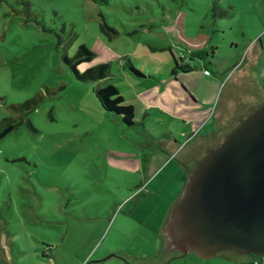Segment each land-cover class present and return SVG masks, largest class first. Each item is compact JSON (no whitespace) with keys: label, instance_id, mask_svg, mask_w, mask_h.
Returning <instances> with one entry per match:
<instances>
[{"label":"rangeland","instance_id":"rangeland-1","mask_svg":"<svg viewBox=\"0 0 264 264\" xmlns=\"http://www.w3.org/2000/svg\"><path fill=\"white\" fill-rule=\"evenodd\" d=\"M258 1L0 0V122L22 119L0 139V264H46L48 241L60 233L56 219L71 209L85 218L86 212L95 216L114 206L124 211L134 202L169 201L175 161L148 179L146 167L128 173L107 167L111 161L144 163L163 141L159 133L170 130V118L150 113L144 125L161 126L150 133L124 131L114 123L120 124L117 117L96 111L92 91L112 85L125 100L171 112L172 103L165 101L170 94L149 74H167L169 48L176 58L184 56L176 47L178 29L180 39L201 37L192 46L206 52L201 61L212 73H222L213 102L200 110L207 113L201 133L214 127L211 136L219 144L238 125V115L261 103L253 97L264 98V52L258 55L264 30L249 26L256 13L263 14L264 0ZM79 45L92 56L77 71L105 64L107 77H73L61 54L70 58ZM124 60L144 79L136 81L122 67ZM36 97L26 116L14 110ZM210 140L196 138L175 152L176 161L197 155L205 142L215 147ZM159 180H165L161 191L155 187ZM52 253L70 255L59 248Z\"/></svg>","mask_w":264,"mask_h":264},{"label":"crops","instance_id":"crops-1","mask_svg":"<svg viewBox=\"0 0 264 264\" xmlns=\"http://www.w3.org/2000/svg\"><path fill=\"white\" fill-rule=\"evenodd\" d=\"M261 2L262 0L258 1V4ZM249 12L256 11L252 10ZM262 12L263 14L260 15L256 13L254 16L255 20L249 22L251 28L255 27L264 30V9ZM260 18L263 19V22ZM258 48V55H261L264 52V43ZM168 50L170 56L171 50L170 48ZM178 50V54H181L180 49ZM171 54L175 57L172 52ZM169 60L170 65H168L166 75L164 74V76L157 79L153 75L154 72H151L149 77L161 83L170 94L171 97L167 96L165 101L172 103V111L147 108V106L140 104L136 99H132L131 101L125 100L126 97L119 93L122 96L123 104L131 106L133 121L136 126L125 128L121 123H114L122 127L124 131L129 132L132 130L133 133H139L140 127L138 125L140 124L143 130L150 133L156 126L161 125H144V120L150 113H157L170 118V125H167L170 127V130L166 128L165 132L159 133V138L163 141L156 146L157 152L152 154L150 158L144 159V163H140L141 165L139 163L131 165L130 163H125L126 161H111L110 165H107V168L110 170L117 169L123 173L136 171L137 169L141 170L146 167V174L144 176L148 179L149 176L154 175L159 169L164 170L175 161L176 164L172 166L169 173L170 178L174 180V187L170 193L169 201L134 202L131 206L125 207L124 211L114 206L111 207V210L99 212L95 216L86 212L85 218H82L74 209L63 212L69 216L64 219H56L60 226V233L48 241L50 249H48V255H45L47 258L46 264H264V258L259 259L253 256L236 255L231 252H219L211 259H200L191 253L174 255L170 253L171 250L165 248L167 237L163 231V226L171 205L179 197L183 188L182 176L186 170H191L189 166H195L212 147L206 146L207 143L205 142L202 148L198 149V152L195 151L198 153L197 155L188 156L184 161H176V157L179 152L198 137H206L207 139H211V143L217 142L218 144L217 140L215 142V137L211 136L214 127L206 133H201L207 113L205 114L200 110L202 107L209 106L213 102L222 76V73L219 71L218 74L212 73L206 67L204 60L189 62L191 71L177 72L173 75L171 74V56ZM203 70L209 71L208 77L202 76L201 72ZM140 74L141 77L132 75L136 81H141L144 78L142 77L143 73L140 72ZM193 81L200 83V87H192ZM117 90L119 92L120 89L117 88ZM256 98L260 99L261 102L264 100L261 97H253V99ZM95 109L99 113H104L100 108L96 107ZM247 114H242V117H240L241 114L238 115L235 118V124ZM172 129L175 134L171 132ZM176 151L178 153L175 155ZM166 161L169 163L165 165ZM159 173L160 171L155 177ZM142 182L143 185L146 183L144 177ZM164 182L165 180H159L155 184L158 191L162 190ZM138 186L141 188L142 185ZM124 205L127 206V203ZM80 227L83 230L80 231ZM96 231L99 232L94 233ZM83 246L86 248L81 251ZM57 248L69 252L70 255L65 254L67 256L65 257L59 254L57 258V255L52 253Z\"/></svg>","mask_w":264,"mask_h":264},{"label":"water","instance_id":"water-1","mask_svg":"<svg viewBox=\"0 0 264 264\" xmlns=\"http://www.w3.org/2000/svg\"><path fill=\"white\" fill-rule=\"evenodd\" d=\"M163 231L179 255L264 258V104L189 171Z\"/></svg>","mask_w":264,"mask_h":264},{"label":"trees","instance_id":"trees-1","mask_svg":"<svg viewBox=\"0 0 264 264\" xmlns=\"http://www.w3.org/2000/svg\"><path fill=\"white\" fill-rule=\"evenodd\" d=\"M93 3H96L98 5H104L107 3V0H91ZM26 7H29V4H26ZM215 5L212 6L211 11L216 12ZM225 14L222 13L218 17H224ZM102 29V28H101ZM105 29V28H104ZM179 32V33H178ZM180 36L184 35L180 33L179 29L177 30L176 35V44L174 41V44L180 51L183 53L184 56L175 58L171 52L170 56L172 57V69L171 74H175L177 72H189L191 71V67L189 66V62H193V60H202V56H207L206 52L203 50H196L195 47L192 46L193 42H198L201 37H198L197 41H194L192 39H180ZM180 41V42H179ZM179 43V44H178ZM180 45V46H179ZM169 51V50H168ZM213 53V49H210L209 54L210 57ZM92 54L83 46L79 45L75 51V53L69 58L65 52H62L61 54V61L62 63L69 69L73 77L77 80L82 81H90V82H97L105 77H107V65L102 64L98 65L96 67L90 68L85 70L82 73H79L76 69V67L83 63L90 60ZM180 56V54H179ZM122 67H127L128 70L137 77H141V74L135 70L129 63L128 60H124ZM93 96L95 100L98 103L99 108L102 110V112L113 115L117 117L125 128H131L136 126L133 121V110L131 106H127L123 104L122 96L119 94L116 87L112 85H107L105 87H96L93 91ZM39 97H36L32 100L26 101L20 105H17L14 107V110L17 112H21L22 116H26L29 112L33 111L38 103ZM257 107H254L249 111L248 114H250L253 110H255ZM22 121L21 118H18V120L13 119H4L0 122V139L4 137L8 132L13 130L18 122ZM241 122V121H240ZM239 124V123H238ZM141 128V125H138ZM190 170H186L182 176V183L184 185L186 181L187 174ZM177 200V199H176ZM168 215L165 218V221L167 220ZM170 253L174 255H179L174 251H170Z\"/></svg>","mask_w":264,"mask_h":264},{"label":"flooded vegetation","instance_id":"flooded-vegetation-1","mask_svg":"<svg viewBox=\"0 0 264 264\" xmlns=\"http://www.w3.org/2000/svg\"><path fill=\"white\" fill-rule=\"evenodd\" d=\"M263 104H264V100H263L260 104H258L257 106L260 107V106L263 105ZM257 106H255V107H257ZM253 108H254V107H253ZM253 108H252V109H253ZM243 119H244V118H243ZM243 119H242V120H243ZM242 120H240V121H242ZM240 121H238L237 124L240 123Z\"/></svg>","mask_w":264,"mask_h":264},{"label":"built area","instance_id":"built-area-1","mask_svg":"<svg viewBox=\"0 0 264 264\" xmlns=\"http://www.w3.org/2000/svg\"><path fill=\"white\" fill-rule=\"evenodd\" d=\"M203 74H204L205 76H209V71H208V70H203Z\"/></svg>","mask_w":264,"mask_h":264}]
</instances>
